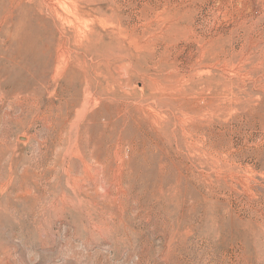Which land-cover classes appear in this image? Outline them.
Wrapping results in <instances>:
<instances>
[{"label": "rangeland", "instance_id": "374dc122", "mask_svg": "<svg viewBox=\"0 0 264 264\" xmlns=\"http://www.w3.org/2000/svg\"><path fill=\"white\" fill-rule=\"evenodd\" d=\"M0 264H264V0H0Z\"/></svg>", "mask_w": 264, "mask_h": 264}, {"label": "bare ground", "instance_id": "6f19581e", "mask_svg": "<svg viewBox=\"0 0 264 264\" xmlns=\"http://www.w3.org/2000/svg\"><path fill=\"white\" fill-rule=\"evenodd\" d=\"M8 7H10V6H8ZM8 7H7V8H8ZM11 8H12V7H11ZM10 13H11V12H10ZM10 13H8V14H10ZM6 14H7V13H6ZM100 137H101V136H100ZM84 163H85V162H84ZM85 165H87V164H85ZM87 167H88V165H87ZM83 168H84V167H83ZM85 171H86V170H85ZM89 171H90V170H89ZM95 172H96V171H95ZM97 174H98V173H97ZM116 174H117V173H116ZM95 175H96V174H95ZM103 175H104V173H103ZM98 176H99V175H98ZM101 176H102V175H101ZM104 180H105V179H104ZM121 181H122V180H121ZM116 182H117V181H116ZM91 183H92V182H91ZM118 183H119V182H118ZM114 184H115V183H114ZM116 184H117V183H116ZM119 184H120V183H119ZM103 185H105V184H103ZM99 186H101V185H99ZM106 186H107V185H106ZM112 187H113V186H112ZM117 187H118V185H117ZM119 187H122V186H119ZM123 187H124V185H123ZM114 188H115V186H114ZM106 189H108V188H106ZM122 189H123V188H122ZM103 190H104V189H103ZM110 190H111V189H110ZM117 190H119V189L117 188ZM117 190H116V191H117ZM159 190H161V187H160ZM107 191H108V190H107ZM105 192H106V191H105ZM118 192H119V191H118ZM118 192H117V193H118ZM123 192H124V190H123ZM103 193H104V192H103ZM129 193H130V192H129ZM113 194H114V193H113ZM119 194H121V193H119ZM111 195H112V194H111ZM127 195H128V194H126L125 196H127ZM129 195L131 196V193H130ZM113 196H114V195H112V197H110V199L113 200V201H114V200H117V199L119 198V197H113ZM115 196H116V195H115ZM117 196H118V195H117ZM119 196H120V198H121V195H119ZM124 198H125V197H124ZM103 199H104V198H103ZM105 199H106V198H105ZM108 200H109V199H108ZM122 200H123V199H122ZM104 201H107V200H104ZM120 201H121V199H120ZM102 202H103V201H102ZM102 202H101V204H100V205H102V206L99 205L100 208H99L98 210H100L101 213H103V214L105 213V215H106V212H107V211L110 212V210H109V209H107V210L105 209L104 204L107 203V202H104V203H102ZM132 202H133V201H132ZM114 203H115V201H114ZM134 203H135V202H134ZM111 204H112V203H111ZM116 205H117V204H116ZM116 205H115V206H116ZM138 205H139V204H138ZM107 206H108V205H107ZM120 206H122V205H121V202H120ZM95 207H96V206H95ZM113 207H114V206H113ZM113 207H112V208H113ZM118 207H119V206H118ZM106 208H107V207H106ZM109 208H110V207H109ZM135 209H136V208H135ZM119 210H121V209H119ZM111 212H112V211H111ZM117 212H118V211H117ZM121 212H122V211H121ZM111 214H112V213H111ZM113 214H114V213H113ZM115 214H116V213H115ZM109 215H110V214H109ZM116 216H117V215H116ZM130 216H131V215H130ZM119 217H121V216H119ZM106 220H107V219H106ZM110 220H111V223H113V221H114V222L117 221L118 224H119L120 226L123 225V224H125V223H124V219H123V217H121L120 219H118V218H116L114 215H112V217H111ZM125 220H126V219H125ZM102 222H103V221H102ZM102 222H101V223H102ZM104 222H105V221H104ZM107 222L110 223L108 220H107ZM103 224H104V223H103ZM109 225H110V224H109ZM105 226H106V225H105ZM103 227H104V226H103ZM109 227H110V226H109ZM112 227H113V226H112ZM117 227H118V226H117ZM123 227H125V226H122L121 228H123ZM97 228H98V227H97ZM110 228H111V227H110ZM121 228H119V229H121ZM126 228H128V227H126ZM128 229H129V228H128ZM130 229H131V228H130ZM130 229H129V230H130ZM121 230H123V229H121ZM124 231H125V229H124ZM176 231H177V230H176ZM125 232H126V231H125ZM130 232H133V231H130ZM125 234H126V233H125ZM180 236H181V235H180ZM126 237H127V236H126Z\"/></svg>", "mask_w": 264, "mask_h": 264}]
</instances>
